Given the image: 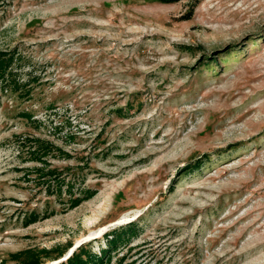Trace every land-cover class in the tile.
I'll return each mask as SVG.
<instances>
[{
  "label": "rangeland",
  "instance_id": "obj_1",
  "mask_svg": "<svg viewBox=\"0 0 264 264\" xmlns=\"http://www.w3.org/2000/svg\"><path fill=\"white\" fill-rule=\"evenodd\" d=\"M193 4L0 0V264H264V0Z\"/></svg>",
  "mask_w": 264,
  "mask_h": 264
},
{
  "label": "trees",
  "instance_id": "obj_2",
  "mask_svg": "<svg viewBox=\"0 0 264 264\" xmlns=\"http://www.w3.org/2000/svg\"><path fill=\"white\" fill-rule=\"evenodd\" d=\"M202 0H194L193 7H196ZM5 62L3 59H0V77L5 78L7 72L5 70ZM42 178H44L45 182L48 185V192L55 193L58 191L62 192L63 186L66 184V179L62 178L58 169H49L46 173L42 174ZM54 181L55 183H52ZM71 181H69V187ZM97 194V190L87 189L84 197H73L71 195L72 207H76L80 205L84 200H88ZM37 215L34 214L33 218H31V223L36 222ZM137 227L135 223H132L129 226L121 227L119 229H115L108 238V246L102 249L100 252H96L95 250L88 247L86 244L80 245L78 249L74 251V253L68 258L67 261H63L57 264H111L113 255L120 250V246L125 243L126 240H130L132 235L137 232ZM52 252V250L46 249L44 253H37L33 250H27L19 253L18 259L23 260L22 264H44L42 262V257L44 254L48 255ZM64 252H60L54 260H58L62 258ZM24 257L26 261H24ZM124 258L120 259L121 263Z\"/></svg>",
  "mask_w": 264,
  "mask_h": 264
},
{
  "label": "bare ground",
  "instance_id": "obj_3",
  "mask_svg": "<svg viewBox=\"0 0 264 264\" xmlns=\"http://www.w3.org/2000/svg\"><path fill=\"white\" fill-rule=\"evenodd\" d=\"M91 236H92V235H91ZM91 236H90V237H91ZM75 249H76V248H75ZM75 249H74V250H75ZM74 250H73V251H74ZM70 253H71V252L69 251L63 259H65V258L67 257V255H69ZM72 253H73V252H72ZM72 253H71V254H72ZM58 261H60V260H58ZM58 261H56V262H58ZM54 262H55V261H52V262H50V264H54Z\"/></svg>",
  "mask_w": 264,
  "mask_h": 264
},
{
  "label": "water",
  "instance_id": "obj_4",
  "mask_svg": "<svg viewBox=\"0 0 264 264\" xmlns=\"http://www.w3.org/2000/svg\"><path fill=\"white\" fill-rule=\"evenodd\" d=\"M72 251H73V250H71V252H72ZM58 262H60V261H58ZM58 262L55 261L54 264H57Z\"/></svg>",
  "mask_w": 264,
  "mask_h": 264
}]
</instances>
